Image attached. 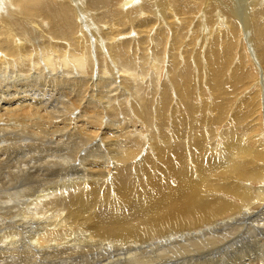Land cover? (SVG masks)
Here are the masks:
<instances>
[{
    "label": "bare ground",
    "instance_id": "1",
    "mask_svg": "<svg viewBox=\"0 0 264 264\" xmlns=\"http://www.w3.org/2000/svg\"><path fill=\"white\" fill-rule=\"evenodd\" d=\"M11 70L0 203L61 179L0 263L264 264V0H0Z\"/></svg>",
    "mask_w": 264,
    "mask_h": 264
},
{
    "label": "rangeland",
    "instance_id": "2",
    "mask_svg": "<svg viewBox=\"0 0 264 264\" xmlns=\"http://www.w3.org/2000/svg\"><path fill=\"white\" fill-rule=\"evenodd\" d=\"M10 69H12V68H10ZM10 72V74L8 73V72H0V75L1 76H3V75H5V76H3V77H1L0 76V84H6L7 82L8 83H11V82H13L14 81V83H16V79L18 78L16 75H14V74H12V70L11 71H9ZM14 73V72H13ZM6 74H9L8 76H6ZM3 78V79H2ZM15 78V79H14ZM23 78H25L24 76H22V79ZM10 79H12V81L10 80ZM14 79V80H13ZM2 80V81H1ZM17 81H19V80H17ZM56 104V101L54 102V105ZM4 118H5V116H4ZM4 121V120H3ZM1 122V121H0ZM3 123V122H2ZM1 125V124H0ZM2 132L0 131V139L3 137V133L1 134ZM50 141H51V139H50ZM152 151V150H151ZM145 153V154H144ZM17 155V154H16ZM15 154H13V155H11V156H5V158H3L4 156H2V160H0L1 162H0V165L1 164H3V163H5L7 160H9L11 157V160H15V158L17 159V160H20L21 158H22V156H24V153H21L20 155H17L16 156ZM37 155H39L38 153H36V156ZM149 155H151V152L149 151V149H147V148H145L144 149V152L140 155V162H145V160L148 158V156ZM21 156V157H20ZM151 156H153V155H151ZM7 157H9V159L7 158ZM15 157V158H14ZM39 157H41V155L39 156ZM38 156H37V159L39 158ZM7 158V159H6ZM19 158V159H18ZM144 158V159H143ZM1 159V158H0ZM36 159V160H37ZM39 159H41V158H39ZM39 159H38V162H39ZM10 160V161H11ZM27 160V159H26ZM28 161V160H27ZM23 162V163H22ZM17 163V164H16ZM16 163H14V162H12L11 164L10 163H8V164H6V166H0V180L2 179V180H5V177L8 175V172L9 171H14L15 173H17L19 170H24L23 168H26V166L25 167H22V165L24 164L25 165V163H26V161L25 160H23V161H20L19 163L18 162H16ZM14 164V165H13ZM18 164H20V165H18ZM17 165L19 166V167H17ZM35 166L37 165V164H34ZM10 168H9V167ZM33 166V164L31 163L30 165L28 164V167H32ZM11 167L13 168V169H11ZM27 167V168H28ZM7 168H9V169H7ZM1 169H3V170H1ZM7 170V171H6ZM5 176V177H4ZM60 177V175L58 176V177H56L55 179H53L52 178V180H50V181H55L54 183H57L58 184V182H60V179H57V178H59ZM44 179V180H43ZM42 180V181H41ZM46 180V181H45ZM36 181H38L37 183H36V185H34V187H33V189H32V191H33V193H35V195L32 193V191H31V193H27L24 197H22L21 196V199H19L20 197H13L12 199H11V204H7V200L6 201H3V202H5L4 204L3 203H0V207H2V208H4L5 210L4 211H2V213H1V210H2V208H0V216H1V220L3 221V222H5L4 224H7V225H5V227L3 228V231L2 232H0V235L2 234V233H4V235H9L10 236V234L9 233H11L12 232V230H10V229H8V224H10V223H14L15 222V224H17V223H24L25 221L26 222H30V221H32V218L34 219H36V221L37 222H39L40 224H45V223H47L48 222V219L46 220V218H47V214L46 215H43V214H41L40 216L42 217L41 219L39 218V216L38 217H34L33 216V213L34 212H32L33 211V208L34 207H32L31 208V206H34L33 205V202L31 201H28L29 199L30 200H32L33 199V201H35L34 203H36V201H37V203L40 201H49V200H46V198L44 197V195H46V194H44V192H46L47 194H49V192H52V190L53 189H50V187L47 185V183L46 182H50V181H48L47 179H45V178H42V177H38L37 179H36ZM41 181V182H40ZM56 181H58V182H56ZM40 183V184H39ZM47 186V187H45V185ZM36 186V187H35ZM42 186H44V187H42ZM40 189V190H39ZM42 189L44 190V192L42 191ZM51 190V191H50ZM37 191H38V193H37ZM41 191V192H40ZM43 192V193H42ZM39 193H41V195L39 194ZM32 195V198H31V196L30 195ZM40 196H39V195ZM34 195V196H33ZM37 195V196H36ZM30 196V197H29ZM39 196V197H38ZM34 197H35V199H34ZM40 198L39 199V201L37 200V198ZM51 197V196H50ZM15 198H16V200H18V201H16L15 200ZM23 198V199H22ZM28 200H27V199ZM51 199H52V197H51ZM13 200V201H12ZM9 201V200H8ZM23 202V204H21ZM28 202V203H27ZM9 203H10V201H9ZM32 203V205H30V204ZM2 204V205H1ZM14 204V205H13ZM29 204V205H28ZM7 205H10V207H8ZM24 207H23V206ZM7 206V207H6ZM20 207V208H19ZM28 207V208H27ZM13 208V209H12ZM16 208L18 209H20L22 212H26V214L27 215H25V212H24V215H22V213H21V211L20 212H17L18 210H16ZM27 208V209H26ZM29 208L30 209H32L31 210V212H29L30 210H29ZM48 208L49 207H47V210H48ZM5 211H7V212H5ZM16 211V212H15ZM6 213H8V214H6ZM10 213V214H9ZM38 213V212H37ZM18 214V215H17ZM10 217H9V216ZM30 215H32V216H30ZM23 217H25V219L23 218ZM13 219H15V220H13ZM44 219V220H43ZM41 220V221H40ZM14 221V222H13ZM24 221V222H23ZM262 221V222H261ZM25 222V223H26ZM43 222V223H42ZM258 223H260V224H263L264 223V219H262V218H259V219H255L253 222H252V227H254L256 224H258ZM3 224V225H4ZM30 224V223H29ZM27 226H28V223L26 224ZM26 225H24V227H21L20 229H18L19 230V236H15L16 237V240L18 239V241L20 240L22 243H24V244H26V245H28V243H30L31 242V239H33V235H34V237H35V233H37L36 232V230L34 229V227H27ZM249 226H251V223L250 224H247V225H245V227H247V229H248V227ZM244 227V230H241V235L239 236V238L238 239H240V238H246V235L248 234V232L246 231L247 229ZM25 230H24V229ZM29 228H30V232H29ZM28 229V230H27ZM32 229H34L32 232H34V233H32L31 232V230ZM7 233H6V232ZM22 231V232H21ZM28 231V232H27ZM243 231V232H242ZM31 235H30V234ZM22 234V235H21ZM9 236H7V238H6V240L8 239V240H13V236H12V233H11V237H9ZM250 236V235H249ZM9 237V238H8ZM11 238V239H10ZM30 238V239H29ZM15 239V238H14ZM6 240H2V239H0V241L1 242H4L5 241V243L6 242H9L8 240L6 241ZM24 241V242H23ZM68 242H71V241H66V243H68ZM71 243H73V242H71ZM222 243H220V244H217V245H215L214 246V248L212 249H209V247H206L205 249H203V250H201V251H199V252H196L197 253V256L195 255V252H191L189 255H192V257H201L200 258V260H198L199 262H196V264L197 263H201L202 264V262L204 263V261H210V260H214L216 257H218V256H220L221 254H223V249H222V245H221ZM1 245H3V243L1 244ZM50 249V248H49ZM220 249V250H219ZM50 250H48V252H49ZM213 253H212V252ZM222 251V252H221ZM202 252V253H201ZM204 252V253H203ZM217 253V254H216ZM219 253V254H218ZM193 254H194V256H193ZM202 254V255H201ZM217 255V256H213V255ZM210 255V256H209ZM152 256V255H151ZM207 256H208V258L210 259V257H211V259L210 260H207ZM180 259H179V261H177L178 259H177V257L176 256H174L172 259H170V260H167V264H170V263H172V264H191L189 261H188V257L189 256H187L186 257V255H184V254H182V256L180 255ZM214 258V259H213ZM2 259V258H1ZM184 259V260H183ZM204 259V260H203ZM172 260V261H171ZM13 261V262H12ZM19 263H18V262ZM183 261V262H182ZM188 261V262H187ZM3 262V263H2ZM25 264V263H20V261L18 260V259H15V258H11L10 257V259L9 258H6V259H2L1 260V263L0 264ZM60 262L59 261H56V264H59ZM26 264H28V263H26ZM31 264V263H30ZM40 264H44V263H40ZM53 264V263H52Z\"/></svg>",
    "mask_w": 264,
    "mask_h": 264
}]
</instances>
